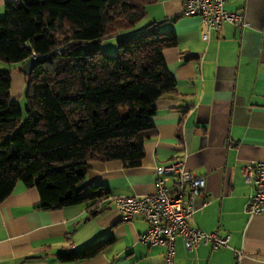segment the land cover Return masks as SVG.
Masks as SVG:
<instances>
[{
	"label": "crops",
	"instance_id": "1",
	"mask_svg": "<svg viewBox=\"0 0 264 264\" xmlns=\"http://www.w3.org/2000/svg\"><path fill=\"white\" fill-rule=\"evenodd\" d=\"M10 1L17 0H0V18ZM226 9L242 12L248 24L226 22L206 41L201 18L183 14L184 0H157L147 7L140 27L167 20L162 28L177 34V45L164 50L177 88L154 104L156 132L145 141L141 165L126 167L120 160L89 165L86 182L109 191L94 216L89 202L40 208L38 189L18 181L0 203V264H167L164 247L138 240L147 222L141 216L122 219L116 200L155 193L156 167L177 156L206 177L209 201L196 200L193 224L231 239L230 247L201 244L194 252L179 238L173 264H264V212H245L252 188L243 176L246 163L264 160V0H228ZM25 61L1 62V69L12 72V103L19 104L26 88ZM165 178L171 187L174 176ZM109 234L115 242L92 258H58ZM234 249L244 256L238 259Z\"/></svg>",
	"mask_w": 264,
	"mask_h": 264
},
{
	"label": "trees",
	"instance_id": "2",
	"mask_svg": "<svg viewBox=\"0 0 264 264\" xmlns=\"http://www.w3.org/2000/svg\"><path fill=\"white\" fill-rule=\"evenodd\" d=\"M157 0H17L0 18V63L38 55L26 75L24 111L12 103L11 70L0 68V203L18 181L35 186L40 208L88 203L91 214L108 196L86 182L92 162L140 166L145 141L156 131L155 102L176 91L164 50L178 37L161 22L140 27ZM116 36L118 54L101 43ZM113 234L63 261L92 258L115 242Z\"/></svg>",
	"mask_w": 264,
	"mask_h": 264
},
{
	"label": "built area",
	"instance_id": "3",
	"mask_svg": "<svg viewBox=\"0 0 264 264\" xmlns=\"http://www.w3.org/2000/svg\"><path fill=\"white\" fill-rule=\"evenodd\" d=\"M228 0H184V15L199 16L202 20V37L208 41L212 31H219L226 22L238 27L248 23L240 11L226 9ZM36 58L38 55L33 54ZM158 173L157 190L146 195H132L116 200L121 217L131 220L141 216L148 224L138 240L149 246L165 248L164 259L173 264L176 241L181 238L190 251H196L201 244L210 245L212 250L230 247V234L218 231L208 232L193 224L198 210L196 200L209 201L206 191V177L198 175L186 167L184 157L177 156L156 167ZM173 175L174 183L169 187L166 176ZM244 181L252 191L245 204L248 215L264 212V160L250 161L243 167ZM101 208V203L99 204ZM238 259L244 256L242 250L234 249Z\"/></svg>",
	"mask_w": 264,
	"mask_h": 264
},
{
	"label": "rangeland",
	"instance_id": "4",
	"mask_svg": "<svg viewBox=\"0 0 264 264\" xmlns=\"http://www.w3.org/2000/svg\"><path fill=\"white\" fill-rule=\"evenodd\" d=\"M101 47L104 50V52L108 55L114 56L118 54V46H117V39L116 38H108L104 40L101 43ZM5 63V62H4ZM1 63L0 68L5 67V64ZM19 107L24 111L27 109V103H26V98H25V89L22 98L18 102Z\"/></svg>",
	"mask_w": 264,
	"mask_h": 264
},
{
	"label": "water",
	"instance_id": "5",
	"mask_svg": "<svg viewBox=\"0 0 264 264\" xmlns=\"http://www.w3.org/2000/svg\"><path fill=\"white\" fill-rule=\"evenodd\" d=\"M37 64H38L37 58L35 56H31L25 61L21 70L25 75H31Z\"/></svg>",
	"mask_w": 264,
	"mask_h": 264
}]
</instances>
